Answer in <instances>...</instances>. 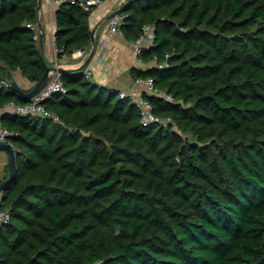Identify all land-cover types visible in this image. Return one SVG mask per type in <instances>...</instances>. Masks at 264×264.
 I'll list each match as a JSON object with an SVG mask.
<instances>
[{
  "label": "trees",
  "instance_id": "trees-1",
  "mask_svg": "<svg viewBox=\"0 0 264 264\" xmlns=\"http://www.w3.org/2000/svg\"><path fill=\"white\" fill-rule=\"evenodd\" d=\"M120 10L128 40L155 27L146 66L130 73L172 96L143 91L174 123L144 125L130 96L83 68L63 72L66 91L44 101L61 122L4 112L18 135L0 264H264V0H129ZM91 13L58 6L59 56L89 45ZM37 22V0H0L8 80L15 70L42 77ZM10 101L28 99L1 83L0 107Z\"/></svg>",
  "mask_w": 264,
  "mask_h": 264
},
{
  "label": "crops",
  "instance_id": "crops-1",
  "mask_svg": "<svg viewBox=\"0 0 264 264\" xmlns=\"http://www.w3.org/2000/svg\"><path fill=\"white\" fill-rule=\"evenodd\" d=\"M121 1L123 0H103L94 7L90 17L92 36L89 45L80 49L84 51L81 52L82 54L76 51L75 55L61 58L59 64L63 67L74 68L88 59L86 66L91 70L90 80L118 90H128L134 87L143 90V84L136 85L134 82L130 69L134 66L144 67L146 63L136 55L131 40H128L125 35L111 32L106 26L107 17L118 9ZM57 8L54 2L42 0L39 12L40 21L38 20V44L47 64L51 66L56 57L53 35L57 29L55 18ZM12 76L13 80L15 79L24 89H29L34 84L25 78L20 70L13 71ZM8 108H0V116L7 112ZM8 165V153L0 149V181L7 175Z\"/></svg>",
  "mask_w": 264,
  "mask_h": 264
},
{
  "label": "built area",
  "instance_id": "built-area-1",
  "mask_svg": "<svg viewBox=\"0 0 264 264\" xmlns=\"http://www.w3.org/2000/svg\"><path fill=\"white\" fill-rule=\"evenodd\" d=\"M49 1L54 2L56 6H59L63 2H69L72 4H76L85 10L92 11L94 7L98 5L99 3H101V1L103 0H49ZM128 2L129 0H123L119 2L118 9H120L123 4L128 3ZM125 16H126L125 13L121 10L113 11L107 17L106 26L111 32L118 33L124 36V32L121 26L125 23ZM29 25H33V24L30 23ZM33 26L35 27L36 32L38 33L39 23L37 22ZM154 39H155L154 25L151 23H145L142 27V33L135 39L131 40V42L134 45L135 53L138 57H140V59H141V54L143 53L144 49L149 47L151 44H153ZM53 43H54V53L56 55L53 66L59 67L60 66L59 60L61 58L67 57L68 55L67 54H63L62 56L58 55L62 49H59L56 44L55 34L53 35ZM80 49L81 48L76 49L70 55H75L76 51H79L80 54H82L84 51H81ZM163 65H168V62L164 61L163 63L159 64V66H163ZM83 73H85V75L89 77L91 74V70L85 65L83 67ZM62 74L63 72L59 71L58 69L51 70L49 72V77H48L46 84L40 89V91H38L35 95H33L30 100H28L25 103H15L13 101H10L4 104L2 107H9L7 112L51 117L55 121L61 122L59 116L53 113L52 111H50L45 106L44 101L48 99L49 97H51L56 92L66 91V88H65V85L62 79ZM134 82L136 83V85L143 84L144 86L143 90H140L138 87H134L128 90L127 89L120 90L119 94L121 97L130 96L132 98V102L135 103L136 106L140 110L141 122L144 125H148L151 122H163V123L172 122L174 123V121L170 117L162 119V118H159L153 112V106L151 102L146 97L143 96V91H147L148 93H160L161 95H163L165 98L169 100H172V96L165 92L158 91L154 87V81H153V78L151 77H148L145 79L137 78L134 80ZM1 83L3 82L0 81V87H1ZM174 127L176 128V130H178L176 125H174ZM13 135H18V131L6 128L2 124L1 116H0V141H9V137ZM2 197H3V192L2 190H0V202L2 201ZM10 216H11L10 211L8 209H0V224L7 222L10 219Z\"/></svg>",
  "mask_w": 264,
  "mask_h": 264
},
{
  "label": "water",
  "instance_id": "water-1",
  "mask_svg": "<svg viewBox=\"0 0 264 264\" xmlns=\"http://www.w3.org/2000/svg\"><path fill=\"white\" fill-rule=\"evenodd\" d=\"M41 2L42 0H37V9H38V20H39V12L41 8ZM126 4V3H125ZM123 4V5H125ZM121 9V8H120ZM116 9V11L120 10ZM40 21V20H39ZM88 62V59L85 60L80 66L74 67V68H67L63 66L55 67L48 65L45 68V71L42 75V77L37 81L34 82L31 88L24 89L15 79L14 80H8L7 78L0 75V81L5 83L8 87L12 88L13 90L17 91L20 95H22L24 98H27L28 100L31 99L33 95H35L40 89L46 84L49 72L51 70L58 69L62 72H73L75 70L83 68L86 63ZM0 149H4L8 153V164H9V175L6 179L0 181V190H3L6 188L7 184L11 182V180L14 178L17 170V161H16V150L13 146L11 141H0Z\"/></svg>",
  "mask_w": 264,
  "mask_h": 264
},
{
  "label": "bare ground",
  "instance_id": "bare-ground-1",
  "mask_svg": "<svg viewBox=\"0 0 264 264\" xmlns=\"http://www.w3.org/2000/svg\"><path fill=\"white\" fill-rule=\"evenodd\" d=\"M82 69V68H81ZM89 78V77H88Z\"/></svg>",
  "mask_w": 264,
  "mask_h": 264
}]
</instances>
